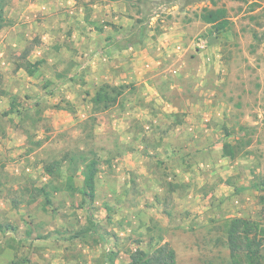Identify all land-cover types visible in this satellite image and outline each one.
<instances>
[{"label":"rangeland","instance_id":"obj_1","mask_svg":"<svg viewBox=\"0 0 264 264\" xmlns=\"http://www.w3.org/2000/svg\"><path fill=\"white\" fill-rule=\"evenodd\" d=\"M67 1L1 3L0 264H129L164 243L178 264H235L231 221L264 227V0ZM173 24L188 37L164 52ZM130 46L147 56L114 54ZM104 85L122 95L96 106ZM83 157L93 202L66 185Z\"/></svg>","mask_w":264,"mask_h":264},{"label":"trees","instance_id":"obj_2","mask_svg":"<svg viewBox=\"0 0 264 264\" xmlns=\"http://www.w3.org/2000/svg\"><path fill=\"white\" fill-rule=\"evenodd\" d=\"M2 2L3 0H0V26L3 22ZM201 20L205 24L210 25L213 30L212 33L216 35L226 32L231 24L225 8L215 10L204 8L202 10ZM110 91L116 94L115 98L110 97ZM121 95V89L104 85L96 94L94 103L96 106L102 103H115ZM225 148L227 151L229 147L225 146ZM81 161L83 164V183L80 186H76L74 178L70 177L66 181V185L68 190L79 193L86 201L93 202L96 199L99 162L95 159L89 160L84 157ZM62 169V164L58 162L45 167L49 176H59ZM255 187L264 189V179L255 185ZM43 192L45 193L44 190ZM259 203L264 218V194L260 196ZM259 238H262V240L260 241ZM228 244L235 264H238L237 259H241V254H244L247 258L248 264H264L261 262V253L264 251V227L258 222H252L243 218L232 220L228 230ZM129 264H178L177 253L169 243H164L153 252L136 251L131 255V262Z\"/></svg>","mask_w":264,"mask_h":264},{"label":"crops","instance_id":"obj_3","mask_svg":"<svg viewBox=\"0 0 264 264\" xmlns=\"http://www.w3.org/2000/svg\"><path fill=\"white\" fill-rule=\"evenodd\" d=\"M109 2V0H107ZM128 0H111L112 2V7H114L115 9H126V6H125V3L127 2ZM68 5L73 9V7H76L79 3L77 2V0H68L67 1ZM107 7V6H106ZM176 8V7H174ZM75 9V8H74ZM77 9H79L80 12H82L83 8L82 6H78ZM83 20L81 22V24H79L78 26L81 27V25H83ZM76 26V25H75ZM75 26H73V22H70L69 23V27L70 29H75L76 33L75 35L73 36L74 38L77 37L78 39H81V40H84L85 41V38H83L81 36V33L78 32L75 28ZM178 25L177 24H173L172 26H169L168 27V30H172V29H175L176 31L180 30V32H177V33H173V32H170V33H167L165 34V36H162L158 39V47L164 51V52H169V50H171L174 46V43L175 42H183V41H186L187 37H188V34H187V31L184 27H180V28H177ZM78 32V33H77ZM177 36V37H176ZM56 37H52V39L54 40ZM122 38H119V40H121ZM124 39V38H123ZM79 41V40H78ZM79 45V44H78ZM179 48L182 49V46L179 45ZM147 53H148V48H138V47H135V46H130L128 48H124L120 51H115L114 54H116L117 56H120V57H135L139 54V56H144L146 54L147 56ZM132 60H135V59H132ZM135 62V61H134ZM121 65V64H120ZM122 66V65H121ZM176 73H182L181 70H177Z\"/></svg>","mask_w":264,"mask_h":264}]
</instances>
